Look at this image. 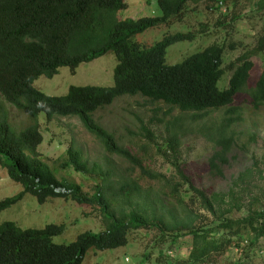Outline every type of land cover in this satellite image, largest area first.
<instances>
[{
	"label": "trees",
	"instance_id": "obj_1",
	"mask_svg": "<svg viewBox=\"0 0 264 264\" xmlns=\"http://www.w3.org/2000/svg\"><path fill=\"white\" fill-rule=\"evenodd\" d=\"M189 1L206 0H157L158 15L133 19L119 15L127 7V0H0V99L28 118L18 132L0 120V168L23 188L0 200V212L29 193L39 203L59 197L98 208L102 214L100 231L79 232L67 244L55 241L64 231L61 224L31 228L4 220L0 223V264H82L89 250L122 247L128 242V231L139 228L157 230L159 242L171 245L190 238L184 260L187 264H218V258L231 248L255 246L264 238V208L257 209L262 202L261 195L253 192L252 169L239 172L226 192L198 189L190 182L194 196L187 202L179 180L188 179L175 160L170 163L180 179L151 170L146 164L150 157L147 161L139 159L94 119L97 111L122 96L147 98L155 105L150 109V122L165 127L171 158L188 133L204 136L214 145L209 159L211 170L224 176V167L239 141L235 126L244 120L243 107L236 104V98L244 95L251 111L264 114V64L256 72L253 60L264 59V28L255 44L228 64L231 74L221 88L218 84L224 74L223 44L212 43L169 64V46L192 41V33L165 31L151 44L134 38L151 28H170L181 20ZM229 1L215 0V7ZM255 9L262 12L264 0H257ZM237 18L238 14L232 21ZM233 45L231 42L229 48L234 49ZM107 51H113L117 60L111 86L71 88L65 98L47 96L31 86L40 75H53L57 65H78ZM162 106L167 109L163 111ZM175 110L178 115L172 114ZM214 111H222V115L210 125L205 124ZM40 113H45L47 120L53 116H77L82 127L101 143L105 161L119 156L136 168L115 175L111 168L93 163L92 171L100 174L101 182L91 195L82 193L77 183L60 175L70 167L88 172L82 149L69 146L51 167L37 149L43 141L37 118ZM141 136L146 138L147 146L152 143L147 127H143ZM254 139L250 135L247 143ZM253 164L257 166L258 162ZM113 177L116 185L110 181ZM145 179L147 184L142 183ZM154 184L159 186L154 188ZM197 204L213 217L211 223L194 208ZM233 210L245 211L246 215L231 218Z\"/></svg>",
	"mask_w": 264,
	"mask_h": 264
},
{
	"label": "rangeland",
	"instance_id": "obj_2",
	"mask_svg": "<svg viewBox=\"0 0 264 264\" xmlns=\"http://www.w3.org/2000/svg\"><path fill=\"white\" fill-rule=\"evenodd\" d=\"M256 1L231 0L220 7H215V0L198 3L189 1L185 4L181 20L173 22L170 28H166V30L162 29L164 28L162 26L156 29L151 28L137 34L134 38L151 44L158 41L165 31L173 34L192 33L194 38L192 41H180L169 46L166 54V62L169 64L182 61L186 56L212 43L223 44L225 47L222 65L224 74L218 84L222 88L226 86L231 74L227 68L228 64L246 49L252 47L264 28V10L261 12L255 9ZM127 4V7L119 13L121 17L135 19L159 14L157 0H127ZM237 14L239 18L233 22V16ZM215 32L217 33L215 34ZM231 42L235 46L234 49L229 48ZM253 60L256 62L255 70L257 72L264 64V59L253 57ZM116 62L114 52H106L88 63L80 64L76 73L66 81L71 85L111 86ZM68 70L67 67L59 69L61 73L68 72ZM37 81L48 83L51 79L40 76L34 81L35 87ZM60 85L61 83L57 81L50 84L49 87H59ZM49 87L44 84L40 86V90L55 96L67 92V89H55L53 91L55 93H50ZM236 104L243 107L244 120L235 126L239 141L228 158L229 162L224 167L223 177L215 175L211 170L209 159L214 152V145L204 136L188 133L183 137L175 157L171 158L172 151L168 147L165 127L150 122L152 118L150 109L155 105H151L147 98L140 95L122 96L110 106L97 111L94 114V119L107 130L112 131L118 142L139 159L147 161V157H150L149 163L146 164L151 170L168 178L180 179L170 163V160H175L188 179V182L179 180L182 186L180 191L187 202L194 196V192L190 189V182L198 189L226 192L239 172L247 168L252 169V179L255 178L252 182L255 185L253 192L261 195L259 198L262 202L258 203L257 209L262 210L264 208V114L251 111L244 95H239L236 98ZM7 108L15 126L21 127L26 124L25 115L12 106L8 105ZM162 109L165 111L167 108L162 106ZM172 114L178 115L179 112L175 110ZM40 115L42 118L44 114ZM220 115H222V111H214L206 121H203L210 125L218 120ZM40 122L39 127L44 141L38 145L37 149L48 158L46 161L51 167L54 165L53 161L62 157L61 155L67 151L69 146L82 149L84 159L90 168L88 172H77L70 167L60 173L65 178L77 183L81 187L82 193L91 195L101 182L100 174L92 171L93 163H98L106 169L107 167L111 168L115 175H118L119 172L129 171L133 167L136 168L132 163L130 164L129 161L119 156H110L109 161H105L101 143L82 127L77 117H56ZM143 127H147L151 133L149 137L152 139V143L148 146L146 138L141 136ZM250 135H253L255 139L247 143ZM254 161L258 162L257 166L253 164ZM257 167L259 170H256ZM55 173L58 176L56 171ZM113 178L110 181H112V185H116L115 177ZM147 182H149L147 179L142 180L143 184H147ZM153 186L156 188L159 185L154 184ZM22 189L21 184L11 181L7 177L6 171L0 168V200L20 193ZM194 208L202 214L204 221L212 222L213 217L207 211L201 210L199 204ZM116 210H118L117 207ZM245 215V211L236 213L233 210L231 212V218ZM4 220H14L19 226L31 228H43L47 224H61L64 226V231L62 235L56 237L55 241L63 244L70 243L79 232L85 230L98 232L102 229V214L98 208L80 206L74 200L59 197L49 198L39 203L29 193H24L11 207L0 212V223ZM127 240V244L122 247L103 251L89 250L82 264H187L184 260L191 243L190 238L178 240L177 243L171 245L170 242H159L157 230L139 228L128 231ZM241 261H244V264H264V238H261L255 246L249 247L248 244H244L238 250L231 248L228 254L218 258L217 263L234 264Z\"/></svg>",
	"mask_w": 264,
	"mask_h": 264
},
{
	"label": "clouds",
	"instance_id": "obj_3",
	"mask_svg": "<svg viewBox=\"0 0 264 264\" xmlns=\"http://www.w3.org/2000/svg\"><path fill=\"white\" fill-rule=\"evenodd\" d=\"M107 52H109V51H107ZM105 54V53H104ZM101 56V55H100ZM99 57V56H98ZM95 58H97V57H95ZM95 58H93V59H95ZM92 59V60H93ZM91 61V60H90ZM90 61H87V62H81V63H79L78 65H74L72 62H70V64H64V65H57V68H56V72L53 74V75H51V76H48V75H40V76H45L46 78H48V79H51V81L50 82H48V83H42V82H39V81H37V83H36V87L34 86V81H36L39 77H37L35 80H33V82L31 83V86L34 88V89H37V90H39V91H41L40 89V86H42V85H47L48 87H49V85L50 84H52V83H54V82H57V81H59L60 83H61V85L59 86V87H49V92L50 93H55V92H53L55 89H57V90H61V89H67V92L65 93V94H63V95H59V96H55V95H48V94H46V93H44V92H42V93H44V94H46L47 96H50V97H58V98H65V97H67L68 95H69V93L71 92L70 91V89L71 88H78V87H83V86H95V85H90V84H87V85H71V84H69L67 81H66V79L67 78H69L71 75H74L75 73H76V71H77V67L80 65V64H82V63H88V62H90ZM61 67H67L69 70H68V72H65V73H61V71H59V69L61 68ZM54 76H56L55 78H53ZM53 78V79H52ZM101 86V85H100ZM68 87V88H67ZM39 88V89H38ZM43 90V89H42ZM0 101H1V106H0V120L1 121H3L5 124H7V126L8 127H10L14 132H18V131H20V130H22V128H23V126H21V127H17V126H15L13 123H12V120H11V117H10V113H9V110H8V108H7V106L9 105V106H12V107H14L17 111H19L15 106H13L11 103H9V102H7V101H5L3 98H1L0 99ZM19 112H21V111H19ZM23 115H25L23 112H21ZM41 114V113H40ZM38 115V117L37 118H39V124L41 123L40 121H43V120H47V118H46V114L45 113H43L44 115L42 116V118H41V115ZM26 116V115H25ZM56 117H77V116H72V115H68V116H53L52 118H56ZM26 118H27V116H26ZM78 118V117H77ZM28 119V118H27ZM43 135V134H42ZM43 141H44V137H43Z\"/></svg>",
	"mask_w": 264,
	"mask_h": 264
}]
</instances>
